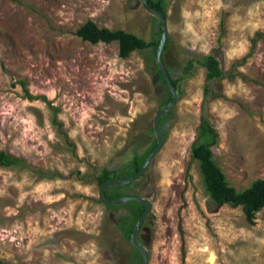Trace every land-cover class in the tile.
<instances>
[{"label":"rangeland","instance_id":"374dc122","mask_svg":"<svg viewBox=\"0 0 264 264\" xmlns=\"http://www.w3.org/2000/svg\"><path fill=\"white\" fill-rule=\"evenodd\" d=\"M165 2L164 66L183 80L159 154L121 190L151 202L137 242L148 264H264V210L249 225L213 207L190 152L204 118L226 181L264 180V0ZM87 20L145 41L159 28L138 0H0V150L23 160L0 168L5 264L139 263L117 227L126 210L105 209L94 178L145 152L165 88L150 48L121 59L75 35ZM206 55L225 72L207 96Z\"/></svg>","mask_w":264,"mask_h":264},{"label":"trees","instance_id":"16d2710c","mask_svg":"<svg viewBox=\"0 0 264 264\" xmlns=\"http://www.w3.org/2000/svg\"><path fill=\"white\" fill-rule=\"evenodd\" d=\"M149 6H151L156 11L160 12L162 15L166 17V2L165 0H146ZM158 23V30L155 32V37L150 41H145L141 37H138L135 34L115 29L110 30L107 28H99L96 23L91 20H87L84 24H82L75 32V35L80 38L84 42H88L92 45L96 44H111L116 43L118 47V56L121 59H126L130 56V54L134 51H144L147 49H151L155 54L157 45L159 43L160 38V22L156 19ZM222 27V24H221ZM263 37L262 33H257L256 38L252 39V43H256L257 40ZM167 40L164 47L165 51L167 49ZM162 62L164 65L163 55ZM195 60H188L183 65V71H189ZM197 64L205 69V85H204V94L207 96L209 92V84L216 80H220L225 76V72L220 67V63L216 57L213 55H206L201 60H196ZM156 70L160 76L162 84L165 88V98L160 101V105L158 110L165 107L171 99V95L168 89L165 86L164 80L157 68L155 63ZM165 67V66H164ZM168 72V70H167ZM170 77V73L168 72ZM171 83L178 90V97L180 94V85L179 83L183 80V77L178 76L175 79L170 77ZM170 115V112L163 116L159 120V127L163 139L166 138V131L164 130V122ZM153 134V131L151 130ZM217 133L215 129L204 119L201 118V122L198 125L197 130V138L193 142L191 146V158L196 161L202 181V185L205 193L207 194L210 202L213 207H221L223 205L230 206L232 208L240 207L245 221L249 225L254 224L255 216L258 212L264 210V180L258 179L250 184L249 187L243 190L234 189L227 181L224 176V173L219 168L214 160V152L213 147L217 143ZM156 140L153 137L151 143L147 147L144 153L141 155L134 153L131 156V159L126 164L117 166L113 169H101L94 178L96 184L100 186L102 183L115 180L127 178L135 173H137L143 162L145 161L148 154L155 148ZM23 162L18 157H15L3 150H0V168H8L12 166H16ZM146 173L142 176L144 177ZM146 177V176H145ZM134 183L121 187L108 188L105 190V196L107 199L118 198L124 196L121 193V190L125 187H129L134 185ZM130 196H135L130 195ZM105 209L117 210L120 208H124L126 210V214L119 218L117 222V227L120 228L121 234L127 240L129 239L130 233L133 229L134 224L137 219L143 212V207L136 203H126L118 206H110L104 205ZM135 258L139 259V263L141 264V258L133 248ZM0 264H5L0 259Z\"/></svg>","mask_w":264,"mask_h":264},{"label":"water","instance_id":"95a60500","mask_svg":"<svg viewBox=\"0 0 264 264\" xmlns=\"http://www.w3.org/2000/svg\"><path fill=\"white\" fill-rule=\"evenodd\" d=\"M138 4L142 7V9L148 13L150 16L154 17L160 22V38H159V43L157 45L156 51H155V62L157 65V68L164 80L165 86L168 89L171 99L168 102V104L158 110L156 114L153 117L152 121V131L154 138L156 140V146L155 148L148 154L146 157L145 161L143 162L140 170L135 173L134 175L127 177V178H122V179H115V180H109L104 183H102L99 186V192H98V200L101 204L103 205H110V206H118V205H123L126 203H136L139 204L143 207V212L140 215V217L137 219L136 223L133 226V229L130 233L128 242L129 244L136 250L138 255L141 258V264H148V253L146 249L137 242V236L139 232L142 230L144 232H147V229L143 226L147 216L151 212V202L148 200L146 197H139V196H121L118 198H113V199H107L105 196V190L108 188H114V187H121V186H126L130 185L139 179L142 178V176L146 173V171L149 168V165L151 162L155 159V157L159 154L163 144H164V139L160 131L159 127V120L168 114L174 107L176 101L178 100V90L177 88L171 83V79L167 73L166 68L163 65L162 62V53L166 44L167 40V30H166V17L162 15L160 12L156 11L153 9L149 4L147 3L146 0H138ZM156 78V77H155Z\"/></svg>","mask_w":264,"mask_h":264}]
</instances>
